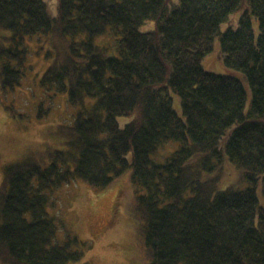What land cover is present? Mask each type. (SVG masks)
I'll return each instance as SVG.
<instances>
[{
    "label": "trees",
    "instance_id": "16d2710c",
    "mask_svg": "<svg viewBox=\"0 0 264 264\" xmlns=\"http://www.w3.org/2000/svg\"><path fill=\"white\" fill-rule=\"evenodd\" d=\"M47 7L46 0H0V27L12 32L4 37L9 45L0 42V86L21 84L26 37L53 31L63 47L41 86L68 92L74 104L95 101L62 126L68 147L52 150L46 165L25 159L6 166L0 264L80 261L91 245L77 236L56 241L46 190L73 180L105 189L129 170L131 184L144 192L126 211L151 264H264V207L256 191L260 183L264 195V0H57L54 17ZM242 8L237 27L221 30ZM147 21L155 27L142 31ZM104 34L115 36L117 54L95 43ZM216 38L226 65L251 85L248 112L242 80L203 66ZM126 115L133 117L122 126L118 118ZM171 142L178 146L156 161ZM224 164L240 168L248 185L223 189L218 177L205 176Z\"/></svg>",
    "mask_w": 264,
    "mask_h": 264
},
{
    "label": "rangeland",
    "instance_id": "374dc122",
    "mask_svg": "<svg viewBox=\"0 0 264 264\" xmlns=\"http://www.w3.org/2000/svg\"><path fill=\"white\" fill-rule=\"evenodd\" d=\"M46 2L48 14L54 17L57 0ZM244 10L242 8L233 12L222 23L221 30L236 28ZM154 27V21H147L141 25V30L148 31ZM253 30L257 38L260 25L256 18H253ZM11 35L10 29L0 27V42L9 45L11 40L4 37ZM85 37V34H81L74 38ZM95 43L107 47L110 54L118 53L114 35H99ZM25 45L28 55L21 84L15 89H3L0 86V186L8 164L33 159L46 165L50 161L52 150L68 147L62 126L73 124L76 116L81 111L89 110L95 101V98L89 97L84 103L74 104L69 100L68 92L41 86L43 73L63 47L62 38L57 33L49 31L27 36ZM203 66L210 72L231 74L242 80L247 92L245 111L248 112L253 98L251 85L242 70L226 65L219 38L215 39L214 49L204 57ZM173 98L174 107L182 116L180 98L175 93ZM11 111L15 117L11 115ZM132 117L120 116L118 120L123 126ZM177 146V142L168 143L153 158L163 161ZM129 158L131 159V155ZM204 173L210 178L218 177V184L223 189L248 185L241 177V169L235 165L224 164L213 172ZM130 174L131 170L105 189L92 187L82 180H73L46 190L49 196L46 210L56 218L58 227L56 241L63 243L77 236L91 245L82 259L72 264L84 261L93 264H151V258L143 248L137 221L126 211L129 206L134 205L135 195L144 192L131 184ZM256 191L259 204L264 207L260 183L256 185ZM71 248L77 246L73 244Z\"/></svg>",
    "mask_w": 264,
    "mask_h": 264
}]
</instances>
